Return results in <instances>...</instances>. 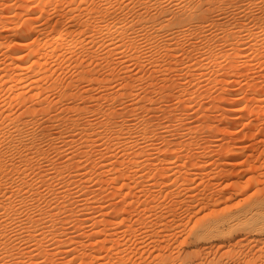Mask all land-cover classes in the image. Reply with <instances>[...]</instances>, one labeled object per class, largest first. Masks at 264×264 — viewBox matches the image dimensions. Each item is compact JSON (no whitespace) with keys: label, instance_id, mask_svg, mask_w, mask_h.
<instances>
[{"label":"rangeland","instance_id":"1","mask_svg":"<svg viewBox=\"0 0 264 264\" xmlns=\"http://www.w3.org/2000/svg\"><path fill=\"white\" fill-rule=\"evenodd\" d=\"M252 208L264 0H0V264H242Z\"/></svg>","mask_w":264,"mask_h":264},{"label":"bare ground","instance_id":"2","mask_svg":"<svg viewBox=\"0 0 264 264\" xmlns=\"http://www.w3.org/2000/svg\"><path fill=\"white\" fill-rule=\"evenodd\" d=\"M95 8V7H94ZM88 10H89V8H88ZM93 10V9H92ZM95 10V9H94ZM97 11H99V10H97ZM104 11V10H103ZM102 10H101V12H103ZM89 12H90V10H89ZM86 14H90V13H86ZM102 14V13H101ZM105 14V13H104ZM103 14V16H105ZM91 15V14H90ZM85 16H87V15H85ZM100 16H102V15H100ZM96 17H98V16H96ZM89 18H92V17H89ZM89 18H87L88 20H89ZM100 18V17H99ZM86 19V20H87ZM97 20V19H96ZM84 22V21H83ZM67 23L68 22H64L63 23V25H62V28H66L65 27V25L67 26ZM81 24H82V22H80ZM111 23V22H110ZM114 23V22H113ZM112 23V24H113ZM83 24H85V22L83 23ZM88 23H86V25H87ZM115 24V23H114ZM64 26V27H63ZM82 26H85V25H82ZM88 26H89V24H88ZM107 26V25H106ZM81 27V26H80ZM80 27H79V29H80ZM93 27V26H92ZM114 27V26H113ZM67 28H68V26H67ZM66 28V29H67ZM83 28H88L87 26L86 27H83ZM109 28V27H108ZM116 28V27H115ZM66 29H64V30H66ZM84 29V30H85ZM91 29V28H90ZM68 30V29H67ZM65 31L66 33L68 32V31ZM83 30V31H84ZM88 30V29H87ZM92 30V29H91ZM106 30V29H105ZM112 30H114V29H112ZM56 31V30H55ZM61 31H62V29H61ZM75 31V30H74ZM94 31H95V28H94ZM64 32V31H63ZM70 33H69V35H67L68 36V38H69V36H70V34H71V32L73 33V31L72 30H70L69 31ZM106 32V31H105ZM59 33V32H58ZM66 33L65 34H59V35H61L60 37L61 38H64V37H67L66 36ZM81 33V32H80ZM80 33H79V35H80ZM92 33H94V32H92ZM96 33V32H95ZM102 33V32H101ZM75 34H77V33H75ZM72 35V36H77V35ZM91 34V33H90ZM107 34H108V32H107ZM118 36V35H117ZM65 39V38H64ZM64 39H62V42H63V40ZM59 40V39H58ZM68 41V40H67ZM66 41V42H67ZM92 41V40H91ZM64 43V42H63ZM60 45V44H59ZM62 46V45H61ZM72 47V46H71ZM58 48V47H57ZM257 204L259 205V206H262V204H263V200H261V201H258L257 202ZM264 214V213H263ZM225 216V215H224ZM260 216L261 215H259L258 213H255V208H252L250 211H248V212H246V213H242L241 215H239V214H228V215H226L225 217H221V219L220 218H218V220H215V222L213 221L212 223H209V224H207V225H205V227H202V229L203 230H201V231H203L200 235H196V239H197V241H204V243L206 242V243H209L210 242V246H209V249L211 250V248H212V246L213 247H217L218 249H220V248H227V247H229V246H231V242H235L236 244V246L239 244L240 245V243L243 241V240H245L246 238H243L242 236H244V237H247L248 238V236H250V235H252L253 236V234L255 235H259V234H261V235H264V215H262L261 216V219H262V221L261 222H257V221H260ZM255 219V220H254ZM206 224V223H205ZM264 237V236H263ZM240 238H242L241 240H240ZM251 240V239H250ZM261 240V239H260ZM259 240V241H260ZM194 241H196V240H194ZM255 242H258V241H255ZM203 243V242H202ZM259 243V242H258ZM234 245V246H235ZM205 246V245H204ZM216 248V249H217ZM208 250V249H207ZM216 252V251H215ZM214 252V253H215ZM250 254H251V252H249ZM254 254H252L251 255V258H248L247 256H245V260H243L242 259V261H244L243 263L244 264H256V263H258L259 262V264H264V255H263V253L260 251V250H258V251H256V252H253ZM238 254V253H237ZM242 254H240L239 255V258H236V261L238 262V260L240 259V257H242L241 256ZM249 257H250V255H248ZM236 257H238V256H236ZM247 257V258H246ZM220 258V257H219ZM212 260V259H211ZM210 260V263L209 264H221V263H218V262H212ZM263 260V261H262ZM214 261V260H213ZM218 261V260H217ZM221 261V260H220ZM209 262V261H208ZM236 263V262H235ZM242 263V264H243ZM238 264V263H237ZM240 264V263H239Z\"/></svg>","mask_w":264,"mask_h":264}]
</instances>
